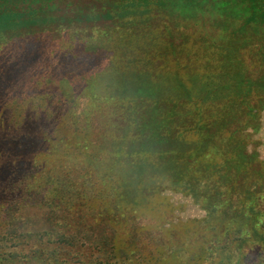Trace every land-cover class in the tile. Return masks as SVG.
Returning a JSON list of instances; mask_svg holds the SVG:
<instances>
[{
    "label": "rangeland",
    "instance_id": "374dc122",
    "mask_svg": "<svg viewBox=\"0 0 264 264\" xmlns=\"http://www.w3.org/2000/svg\"><path fill=\"white\" fill-rule=\"evenodd\" d=\"M195 1L201 6L195 16L183 8L193 0L21 2L28 25L0 43V230L11 223L32 235L14 245L0 237V264H261L259 231H237L252 228L264 212V178L253 183L260 190L253 197L211 173H201L195 190L185 189L164 172L142 178L139 165L115 151L131 132L118 120L114 126L110 102L144 43H163L146 46L153 51L193 53L179 61L185 67L207 62L204 55L221 67L225 49L248 70L264 64L263 24L237 21L232 29L243 26L253 40L235 43L223 38L218 0ZM213 13L216 26L203 27L200 20ZM256 114L248 152L264 176V107ZM10 167L12 176L5 172ZM71 177L84 184L77 198L61 192ZM133 177H141L142 187L128 193L121 186ZM59 230L76 241L41 237Z\"/></svg>",
    "mask_w": 264,
    "mask_h": 264
},
{
    "label": "trees",
    "instance_id": "16d2710c",
    "mask_svg": "<svg viewBox=\"0 0 264 264\" xmlns=\"http://www.w3.org/2000/svg\"><path fill=\"white\" fill-rule=\"evenodd\" d=\"M24 1L0 0V43L13 36V29L28 25L29 18L21 16L20 12L23 9L20 4ZM193 1V6L185 4L183 8L195 16L201 6ZM218 2L219 6L214 10L225 14L226 20L223 21L226 25L223 38L235 43L253 40L251 35L242 33L243 26L232 27L245 18H249L247 22L264 25V0ZM214 18V13L211 19L202 18V26L212 29L216 26ZM205 39L208 41L209 37ZM153 41L151 39L148 45L144 43L138 59L122 69L124 76L118 82L116 94L110 102L109 118H112L114 126L117 127L120 121L123 129L131 132L129 139H123L124 148L117 147L115 151L132 158L139 165L135 171H139L141 177L144 173L164 172L170 177L172 185L195 190L201 173H211L241 193L259 194V188L252 186L264 176L254 153L248 152V140L252 130L258 127L256 113L264 107V64L248 70L236 58L238 53L225 49L226 53L220 54L224 61L221 67L213 65L207 55H204L207 62L201 65L188 63L185 67L179 61L185 57L190 59L193 53L175 49L149 50L146 46H151ZM258 41H261V36ZM211 43L216 45L213 40ZM155 44L163 43L159 41ZM60 83L62 87H68L62 79ZM90 87L92 98L96 102H99V98L102 100L97 85ZM64 92L67 97L72 96L68 90ZM83 109L89 114L90 110L85 106ZM5 172L12 176L16 170L10 167ZM141 177L124 180L121 187L128 193L131 189L139 190L142 187ZM80 185H84L81 178L71 177L61 192H70L77 198ZM73 200L70 198V206ZM221 201L226 202V198ZM61 202H68V198L62 196ZM215 205L214 200V210ZM253 221L252 228L246 225L248 229L239 228L237 232L259 231L260 234H254L264 238V212L255 215ZM230 228L228 225L227 230ZM19 232V228L10 223L0 230V237L14 245L20 236L32 235ZM46 235L65 239L69 243L76 241V237L68 235L65 230L46 232L41 237L44 239ZM241 238L242 235L234 237L244 243L245 240ZM78 239H83V236ZM18 255L26 256L24 252ZM259 255L261 264H264V251H260Z\"/></svg>",
    "mask_w": 264,
    "mask_h": 264
}]
</instances>
